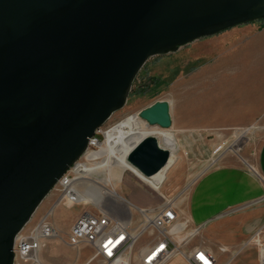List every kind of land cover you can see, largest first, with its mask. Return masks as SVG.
Instances as JSON below:
<instances>
[{
  "label": "water",
  "instance_id": "obj_1",
  "mask_svg": "<svg viewBox=\"0 0 264 264\" xmlns=\"http://www.w3.org/2000/svg\"><path fill=\"white\" fill-rule=\"evenodd\" d=\"M259 19L264 0H0V264L149 58ZM168 107L139 118L169 128ZM169 159L153 134L127 153L146 177Z\"/></svg>",
  "mask_w": 264,
  "mask_h": 264
},
{
  "label": "rangeland",
  "instance_id": "obj_2",
  "mask_svg": "<svg viewBox=\"0 0 264 264\" xmlns=\"http://www.w3.org/2000/svg\"><path fill=\"white\" fill-rule=\"evenodd\" d=\"M220 65L219 55H206L203 42L192 41L176 52L154 56L146 61L132 82L126 103L114 111L101 130L106 132L156 101H166L171 118L169 128L149 125L141 118L140 121L145 134L156 135L163 146L165 141L170 142V159L155 174L159 179L155 184L160 186L158 189L154 190L130 170H125L121 176H111L109 169L104 167L98 170L96 177L102 187L114 190L138 206L153 203L158 206L162 202L160 194H163L182 207L195 181L215 166L219 157L224 154L235 158L241 156L242 148L249 144V137L257 125L238 126L230 122L238 119V95L237 92L220 89ZM222 100L229 110L225 119H221ZM102 147L101 153H105L106 157L100 162L107 160L109 155ZM55 200L56 194L51 191L24 228H31L39 218L52 211L49 219L56 222L61 238H65L83 206L55 205ZM61 238L46 241L39 252L42 264H80V246L70 247ZM148 240L147 234L138 240L132 264H139L137 251ZM249 260L250 264L257 263L255 251L250 252Z\"/></svg>",
  "mask_w": 264,
  "mask_h": 264
},
{
  "label": "crops",
  "instance_id": "obj_3",
  "mask_svg": "<svg viewBox=\"0 0 264 264\" xmlns=\"http://www.w3.org/2000/svg\"><path fill=\"white\" fill-rule=\"evenodd\" d=\"M193 42H203L206 55H219L220 89L237 92L238 119L230 122L238 126L257 125L240 157H219L218 163L195 181L186 203L182 207L174 203L187 227L199 228L198 240L194 238L192 244L212 252L223 263L264 225V19L241 23ZM225 105L222 100L221 119L229 115ZM164 146L170 147V142L165 141ZM149 179L153 188L160 187L155 186L159 180L156 175ZM153 204L141 207H157ZM53 224L56 226L55 221ZM221 246L228 251L220 252ZM252 251L240 255L233 264H250ZM94 254V247L80 245V264H100ZM166 264L189 263L175 256Z\"/></svg>",
  "mask_w": 264,
  "mask_h": 264
},
{
  "label": "built area",
  "instance_id": "obj_4",
  "mask_svg": "<svg viewBox=\"0 0 264 264\" xmlns=\"http://www.w3.org/2000/svg\"><path fill=\"white\" fill-rule=\"evenodd\" d=\"M101 128L89 138L86 150L51 190L56 194L55 205L83 206L65 238H61L49 219L52 211L47 212L31 228H23L17 233L13 246L14 264H42L40 250L46 241L57 238L70 247L82 244L94 247V258L99 259L100 264H132L135 246L145 234L149 240L137 251L139 264H166L175 256L183 257L189 264H233L248 250L255 251L256 264H264V225L221 263L212 252L192 244L199 228L189 229L187 221L178 215L175 202L165 195L160 194L162 202L157 207H141L122 196L124 203H118L114 197L99 193L92 185L85 187L87 182L95 184L99 174L98 170L92 172L89 169L106 157L101 153L100 143L104 140H101ZM219 251L226 253L228 250L221 246Z\"/></svg>",
  "mask_w": 264,
  "mask_h": 264
},
{
  "label": "bare ground",
  "instance_id": "obj_5",
  "mask_svg": "<svg viewBox=\"0 0 264 264\" xmlns=\"http://www.w3.org/2000/svg\"><path fill=\"white\" fill-rule=\"evenodd\" d=\"M141 119L134 114L126 120L113 126L111 129L104 132V141L100 143L109 152L108 158L105 161L97 163L91 167L89 171L100 170L103 167L109 169L111 176H121L125 170H130L138 176L143 182L147 183L150 187L151 181L149 177L142 175L135 167L127 161V153L132 145L139 140L142 136L146 135L143 130ZM145 127V126H144ZM235 143V142H233ZM117 179V178H116ZM100 179H96V183L87 182V185H92L99 193L106 194L114 197L118 203L123 204V198L115 192L102 187L99 184ZM98 185V186H96ZM155 190V188H153Z\"/></svg>",
  "mask_w": 264,
  "mask_h": 264
}]
</instances>
